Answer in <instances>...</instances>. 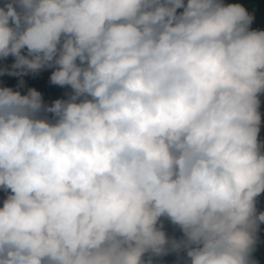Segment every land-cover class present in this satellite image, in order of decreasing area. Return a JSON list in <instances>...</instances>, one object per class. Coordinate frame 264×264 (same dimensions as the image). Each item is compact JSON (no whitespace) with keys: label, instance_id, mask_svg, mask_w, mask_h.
Instances as JSON below:
<instances>
[{"label":"clouds","instance_id":"9594fccd","mask_svg":"<svg viewBox=\"0 0 264 264\" xmlns=\"http://www.w3.org/2000/svg\"><path fill=\"white\" fill-rule=\"evenodd\" d=\"M254 20L224 0H0V76L20 77L0 87V264H260ZM47 69L71 89L50 105L20 91Z\"/></svg>","mask_w":264,"mask_h":264},{"label":"trees","instance_id":"16d2710c","mask_svg":"<svg viewBox=\"0 0 264 264\" xmlns=\"http://www.w3.org/2000/svg\"><path fill=\"white\" fill-rule=\"evenodd\" d=\"M225 3H242L252 14L255 16L253 28L264 29V0H224ZM179 11V10H178ZM26 54V53H25ZM14 62V58L9 56L6 60H0V67L10 66ZM53 69H47L40 72L38 75L33 76L31 73L24 76L25 87L20 89L21 94L26 93L27 89L30 87L36 88L42 93L44 102L46 104H51L55 99L66 98L65 93L71 91L70 88L51 85L49 83V78ZM20 77H9L0 76V87L8 86L12 87L14 90L18 84ZM262 105V126L260 132V139L264 140V96H261ZM51 115V114H49ZM5 193L0 189V207L3 206V199L5 198ZM260 208L264 210V194L260 197ZM165 231L167 235H175L179 238L182 233L178 228L172 226L169 222L165 221ZM260 244L258 245L257 252L255 253L257 259H259L260 264H264V225H261L260 232ZM176 257L174 255L165 256L159 264H175Z\"/></svg>","mask_w":264,"mask_h":264}]
</instances>
